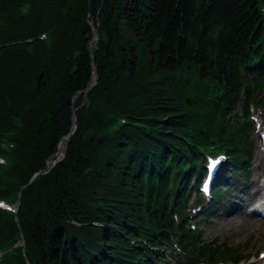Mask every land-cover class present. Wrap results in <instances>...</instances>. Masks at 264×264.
Wrapping results in <instances>:
<instances>
[{"label": "trees", "instance_id": "trees-1", "mask_svg": "<svg viewBox=\"0 0 264 264\" xmlns=\"http://www.w3.org/2000/svg\"><path fill=\"white\" fill-rule=\"evenodd\" d=\"M260 4L0 0V199L20 193L17 224L0 212V246L20 234L24 242V253L15 248L0 264H26L24 256L28 264H148L151 249L170 247L175 224L161 200L180 169L213 146L231 170L249 158L246 106L239 117L233 110L250 79L256 93L264 88ZM89 22L105 33L94 51L96 85L75 100L63 160L29 183L70 131L71 99L91 81ZM178 229L196 260L181 264L236 262L248 250L245 241L185 236L183 222Z\"/></svg>", "mask_w": 264, "mask_h": 264}, {"label": "rangeland", "instance_id": "rangeland-1", "mask_svg": "<svg viewBox=\"0 0 264 264\" xmlns=\"http://www.w3.org/2000/svg\"><path fill=\"white\" fill-rule=\"evenodd\" d=\"M89 25H90L91 29L95 28L93 25H91V22H89ZM96 26H97V24H96ZM99 27H100V25H99ZM98 33H99V29H98ZM90 66H91V64H90ZM91 75H92V68H91ZM76 94L74 96H76ZM82 94H80V95H82ZM80 95H78V96H80ZM86 95H87V93H86ZM86 95H84L85 96L84 98H86ZM77 97H76V99H77ZM85 124L88 125V122L85 121ZM90 133H91V131L89 130L87 132L86 136H87V139L91 140ZM85 143H86V141H85ZM46 167H47V163H46ZM89 174H87V175H89ZM243 196H244V194H241L240 196H238V198L244 200L245 198H242ZM219 214H220V212H219ZM243 218L244 217H241L239 215L230 216V217L223 218V219L209 218V219H207V223H205V224L203 223L200 226V230H201L200 237H202L203 240H207V241L216 239L219 241V243H224V244H228V245L229 244H236L237 242L245 241L249 246H248V250L243 253V256L250 255V257L248 258V261L250 260V262H252L253 256H256L258 252H264V226L258 228V227H256L257 223L256 224L255 223H249L248 227H243L240 225V221ZM166 253L171 254V256H174L173 260L172 259H171V261L168 260L167 264H178V262L180 261V257H178L174 253H171L169 250H167ZM248 261H246L243 264H249ZM251 264H260V262L258 261L257 263H251Z\"/></svg>", "mask_w": 264, "mask_h": 264}, {"label": "water", "instance_id": "water-1", "mask_svg": "<svg viewBox=\"0 0 264 264\" xmlns=\"http://www.w3.org/2000/svg\"><path fill=\"white\" fill-rule=\"evenodd\" d=\"M98 29H99V23H97V26L95 28L92 29V37H91V40L89 41V46H90V64H91V68H92V75H91V81L90 83L86 86V88H84L82 91H79L76 96H74L72 98V102H71V109H72V113H71V129L70 131L64 136L62 137V139L59 141L58 143V146H57V151L54 153L53 155V159L52 160H49L47 161V167L45 168V170H41L37 173H35L32 178L30 179L29 183L33 182L38 176L40 175H44L46 173H48L50 171V169L55 165L57 164L58 162L62 161L63 158L65 157V153H66V149H67V145L70 141V138L71 136L74 134L75 130H76V119H75V110H74V102H75V99L78 95L80 94H84L86 95V93L88 91H90L92 89L93 86L96 85V80H97V71L95 69V65H94V51L96 49V44L99 40V33H98ZM100 36L102 38L105 37V33L104 32H101ZM62 143V147L61 149L59 148V145ZM91 171V169L87 170L86 174H89ZM23 188V187H22ZM19 194H18V197H17V201L19 202ZM16 223H17V220L15 219ZM26 260V263L28 264L27 262V259L25 258Z\"/></svg>", "mask_w": 264, "mask_h": 264}, {"label": "bare ground", "instance_id": "bare-ground-1", "mask_svg": "<svg viewBox=\"0 0 264 264\" xmlns=\"http://www.w3.org/2000/svg\"><path fill=\"white\" fill-rule=\"evenodd\" d=\"M62 147V143L59 145V148L61 149ZM242 211V208L241 206H238V205H232L230 207V210L228 212V217L230 216H234L237 212H241ZM249 223H257L256 227L260 228L262 226H264V223L263 222H259L253 218H246L244 217L241 221H240V225L243 226V227H248Z\"/></svg>", "mask_w": 264, "mask_h": 264}]
</instances>
